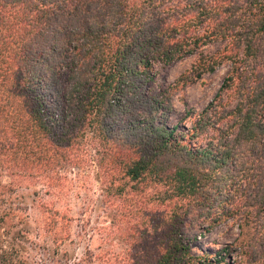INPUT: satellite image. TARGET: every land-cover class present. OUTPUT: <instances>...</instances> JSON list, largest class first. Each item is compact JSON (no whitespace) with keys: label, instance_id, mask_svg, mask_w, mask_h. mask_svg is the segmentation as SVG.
Wrapping results in <instances>:
<instances>
[{"label":"trees","instance_id":"1","mask_svg":"<svg viewBox=\"0 0 264 264\" xmlns=\"http://www.w3.org/2000/svg\"><path fill=\"white\" fill-rule=\"evenodd\" d=\"M188 57L184 86L229 70L179 130L175 86L150 83ZM84 154L110 234L132 249H87L74 264H264V0H0V264H46L12 244L23 216L11 199L25 183L59 188ZM195 212L207 231L235 222L237 242L195 254L183 230ZM60 214L44 226L58 250Z\"/></svg>","mask_w":264,"mask_h":264},{"label":"rangeland","instance_id":"2","mask_svg":"<svg viewBox=\"0 0 264 264\" xmlns=\"http://www.w3.org/2000/svg\"><path fill=\"white\" fill-rule=\"evenodd\" d=\"M215 50L213 48L212 52ZM194 63L195 58L188 57L165 67H157L155 80L150 83L153 90L175 86L171 100L173 113L168 118V124L179 130H182V126L190 127L192 124L186 117L188 111L201 112L214 99L229 70L228 65H224L215 73L206 74L199 81L184 86L185 82L181 78L191 72ZM85 156L82 155L81 159ZM86 159L88 162L85 164L68 168L63 173L59 188H52L46 183L30 182L21 185L12 197L13 207L21 209L19 213L23 216V222L16 223L17 227L12 231L10 239L30 263L74 264L84 256L87 249L97 253L100 248L116 252L132 249L118 234H110L108 227L114 211L104 203V191L96 177V166L92 165L89 157L86 156ZM1 180L6 184L9 182L7 176ZM132 197L137 199L140 195L134 193ZM147 209L156 213L152 215L155 221L164 213V208L152 206L151 203ZM49 210L59 211L61 216L70 219L68 236L64 235L66 241L59 250L54 236L44 231ZM183 230L197 255L204 251L224 249L230 243L237 242L240 233L236 223L229 220L207 231L204 219L198 212L191 214ZM159 245V239H154L153 247ZM65 252L68 257H65Z\"/></svg>","mask_w":264,"mask_h":264}]
</instances>
